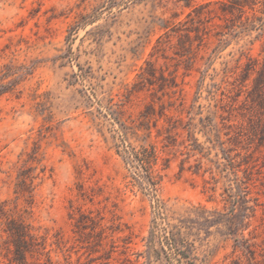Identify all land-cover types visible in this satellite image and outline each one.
<instances>
[{
    "label": "rangeland",
    "instance_id": "obj_1",
    "mask_svg": "<svg viewBox=\"0 0 264 264\" xmlns=\"http://www.w3.org/2000/svg\"><path fill=\"white\" fill-rule=\"evenodd\" d=\"M187 214L199 258L264 264V0H0V264H147Z\"/></svg>",
    "mask_w": 264,
    "mask_h": 264
},
{
    "label": "trees",
    "instance_id": "obj_2",
    "mask_svg": "<svg viewBox=\"0 0 264 264\" xmlns=\"http://www.w3.org/2000/svg\"><path fill=\"white\" fill-rule=\"evenodd\" d=\"M124 154L123 159L125 163L130 168L137 167L138 165V168L142 172V174L135 173L133 175L134 181H132V184L155 195L161 182V175L156 169L160 158L157 148L151 146L150 148H142L141 150L127 149L124 151ZM156 207L158 209L157 216L161 219L162 206L157 204ZM227 215H229V219L225 221V226L229 234L235 236L243 234L245 228L239 229L233 218L236 215L235 207H232ZM193 220L190 214L177 217L175 222L170 223V230L165 231L159 238L160 248L158 250L154 249L158 235L156 233V226L153 227L147 241V264H152L153 260H161L164 264H211L207 258H199L196 255L194 244L188 240V237L193 234ZM234 240L235 242L240 241L238 237H234ZM243 243L247 252L251 253L252 250L250 245H248V241L244 240Z\"/></svg>",
    "mask_w": 264,
    "mask_h": 264
}]
</instances>
